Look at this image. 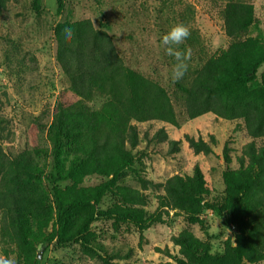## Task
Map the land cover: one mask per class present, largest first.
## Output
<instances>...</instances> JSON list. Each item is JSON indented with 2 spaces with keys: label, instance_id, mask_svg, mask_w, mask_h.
I'll return each mask as SVG.
<instances>
[{
  "label": "trees",
  "instance_id": "1",
  "mask_svg": "<svg viewBox=\"0 0 264 264\" xmlns=\"http://www.w3.org/2000/svg\"><path fill=\"white\" fill-rule=\"evenodd\" d=\"M10 0H0V14ZM64 0H57V12ZM253 5L228 0L224 8V30L230 44L180 80L175 93L191 120L212 114L227 121L242 120L252 141L246 144L232 168V149L225 145L226 169L224 204L210 202L207 179L200 167L192 175H175L163 183H154L138 175L141 190L124 186L125 171L136 173L140 144L135 123L158 121L176 127L177 114L169 91L152 78L125 64L113 37L95 28L89 19L65 21L54 28L57 62L69 81L60 92L51 121L37 117L31 123L25 150L9 155L3 144L9 142L8 121L0 114V230L17 238L20 246L34 251L38 245L81 242L97 250L103 264L129 259L126 254L102 250L92 239L91 226L101 220L130 223L143 232L164 223L170 211L184 213L189 223L202 222L200 215L211 210L232 224L235 240L226 241L222 254L213 252L209 243L190 229L172 235L174 249L156 248L169 259L166 264H259L264 261V75L257 81L264 64V44L259 38L242 39L254 23ZM71 27V39L64 30ZM96 95L106 97L98 110L88 103ZM51 143L53 166L48 180L53 186L48 205L39 169L31 161V152H45L43 140ZM166 140L164 130L156 135ZM188 148L195 154L209 155L217 141L186 136ZM258 141L260 144H258ZM178 151V141L172 144ZM100 175L105 181L80 187L85 177ZM70 181L63 189L59 183ZM156 192L157 209L148 213L146 191ZM112 194L122 204L100 209L104 197ZM73 223V219L76 218ZM100 249V250H98ZM100 253H103L101 255ZM28 264H37L34 258Z\"/></svg>",
  "mask_w": 264,
  "mask_h": 264
},
{
  "label": "rangeland",
  "instance_id": "2",
  "mask_svg": "<svg viewBox=\"0 0 264 264\" xmlns=\"http://www.w3.org/2000/svg\"><path fill=\"white\" fill-rule=\"evenodd\" d=\"M254 7V23L242 39L259 38L264 44V0H236ZM228 0H64V9L57 12V0H10L0 14V114L8 121L11 131L9 142L3 149L9 155H19L26 148L27 133L37 117L50 122L51 114L61 91L69 86L61 66L57 62V43L54 28L65 21L89 19L95 28L106 30L124 58L125 64L137 72L152 78L165 87L172 96L178 125L176 127L158 121L135 123L140 144L136 173L125 171L124 186L141 190L138 175L154 183H163L175 175H192L196 166L203 171L210 190L208 200L224 204L226 186L223 173L225 145L232 149L231 167L237 168V159L243 147L252 141L242 120L227 121L212 114L191 120L182 101L175 93L174 57L167 55L162 37L171 27L182 24L189 30L179 50L189 51V68L186 74L200 68L206 60L228 48L230 41L224 30V8ZM264 75V64L258 70L257 81ZM107 98L96 95L88 103L98 110ZM164 130L167 138L158 142L155 135ZM186 136L217 144L209 155L195 154L188 148ZM178 141V151L172 143ZM258 144L260 142L258 141ZM45 152H31L32 164L39 169L47 204H52V189L48 174L53 166L51 143L43 140ZM106 178L100 175L85 177L81 187L97 185ZM72 182L59 183L63 189ZM1 191V183H0ZM148 202L144 209L154 213L157 209L156 192L146 191ZM122 204L112 194H107L100 209ZM164 223L150 226L143 232L130 223L101 220L91 226L92 239L101 244L102 250L129 253V259L114 260L120 264H166L169 259L156 248L174 249L172 235L190 229L199 239L209 243L213 252L222 254L226 241L235 240L234 227L211 210L200 215L202 222L189 223L182 212L170 211L163 216ZM2 211L0 210V226ZM77 217L73 219V223ZM0 230V255L13 257L16 264H28L34 258L37 264H103L98 251L81 242L38 245L36 250L22 248L12 234ZM100 250V249H98ZM98 252V253H97ZM103 255V253H100ZM40 256V257H39ZM264 264V261L259 263Z\"/></svg>",
  "mask_w": 264,
  "mask_h": 264
},
{
  "label": "clouds",
  "instance_id": "3",
  "mask_svg": "<svg viewBox=\"0 0 264 264\" xmlns=\"http://www.w3.org/2000/svg\"><path fill=\"white\" fill-rule=\"evenodd\" d=\"M63 35L65 39H71L73 35L72 28L66 27ZM189 35L190 33L186 26L177 24L171 27L161 40V44L165 46L167 55L174 57L176 61L173 68V79L177 81L184 77L189 68L187 61L190 59V50H179V45H181ZM0 264H16V260L13 257L0 255Z\"/></svg>",
  "mask_w": 264,
  "mask_h": 264
},
{
  "label": "water",
  "instance_id": "4",
  "mask_svg": "<svg viewBox=\"0 0 264 264\" xmlns=\"http://www.w3.org/2000/svg\"><path fill=\"white\" fill-rule=\"evenodd\" d=\"M40 257V256H39Z\"/></svg>",
  "mask_w": 264,
  "mask_h": 264
}]
</instances>
